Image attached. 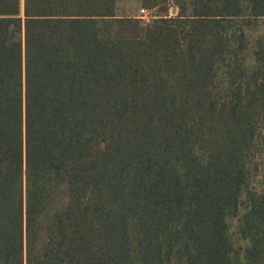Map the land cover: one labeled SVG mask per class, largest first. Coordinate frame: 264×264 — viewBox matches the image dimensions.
I'll return each instance as SVG.
<instances>
[{"label": "trees", "instance_id": "trees-1", "mask_svg": "<svg viewBox=\"0 0 264 264\" xmlns=\"http://www.w3.org/2000/svg\"><path fill=\"white\" fill-rule=\"evenodd\" d=\"M115 1L0 0V264H264V0Z\"/></svg>", "mask_w": 264, "mask_h": 264}, {"label": "rangeland", "instance_id": "rangeland-1", "mask_svg": "<svg viewBox=\"0 0 264 264\" xmlns=\"http://www.w3.org/2000/svg\"><path fill=\"white\" fill-rule=\"evenodd\" d=\"M115 12L118 15H130L143 18L144 21L152 20L158 13H161L159 8H147L142 0H116ZM173 8L170 9V13L173 14ZM264 33V21H259L253 28L248 32L250 38V49L247 62L251 66L253 65L252 51L257 39ZM262 160V157H258ZM258 179L264 183V160L260 162V169L257 172ZM243 210H239L237 213L231 214L228 217V230L230 235V240L233 245V264H248L246 259V251L249 246H251L250 238H245L241 234L240 220Z\"/></svg>", "mask_w": 264, "mask_h": 264}]
</instances>
